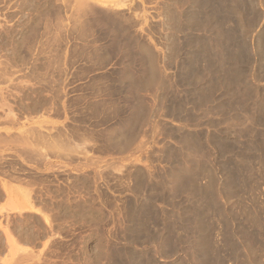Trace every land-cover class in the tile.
Segmentation results:
<instances>
[{
	"label": "rangeland",
	"instance_id": "1",
	"mask_svg": "<svg viewBox=\"0 0 264 264\" xmlns=\"http://www.w3.org/2000/svg\"><path fill=\"white\" fill-rule=\"evenodd\" d=\"M262 209L264 0H0V264H264Z\"/></svg>",
	"mask_w": 264,
	"mask_h": 264
},
{
	"label": "bare ground",
	"instance_id": "2",
	"mask_svg": "<svg viewBox=\"0 0 264 264\" xmlns=\"http://www.w3.org/2000/svg\"><path fill=\"white\" fill-rule=\"evenodd\" d=\"M81 2V1H80ZM173 2V1H172ZM182 2V1H181ZM115 3V2H114ZM113 3V4H114ZM173 3H175V2H173ZM82 4V3H81ZM112 4V5H113ZM117 4V3H116ZM181 4V3H180ZM177 6V5H176ZM176 6H165V10H166V14H167V18H168V20H166L167 22L169 21V25L171 26V28H172V30H174L173 28H175L176 29V27L179 25V19H178V15H177V12H179L178 11V8L176 7ZM147 7V6H146ZM181 7H182V5H181ZM79 14V13H78ZM218 16V15H217ZM109 18V17H108ZM115 19V18H114ZM216 19H217V17H216ZM219 19V18H218ZM116 20V19H115ZM201 20V19H200ZM202 20H204L203 21V24H201V25H203L204 26V28H205V31H208V29H211V31H212V33H213V42L215 43V46H218V44H220V40H221V38H220V33H217L216 31H214L215 29H214V27H212L211 25V22H212V19H210L209 17L207 18H202ZM110 21V20H109ZM113 21V20H112ZM219 21L217 20V23H218ZM113 23V22H112ZM140 23V22H139ZM202 23V22H201ZM114 24V23H113ZM113 24H112V26H113ZM142 24V23H141ZM198 24H200V23H198ZM138 25V24H137ZM130 26V25H129ZM215 26V25H214ZM218 27H219V25H217ZM118 27H119V25H118ZM124 27V26H123ZM122 27V28H123ZM126 27V26H125ZM112 28H114V27H112ZM117 28V27H116ZM115 28V29H116ZM121 27L120 28H118V30L120 31L121 29H122ZM114 29V30H115ZM113 30V31H114ZM117 30V31H118ZM124 30L126 31V29L124 28ZM170 30V29H169ZM121 31H123V30H121ZM168 31V30H167ZM175 31V30H174ZM124 32V31H123ZM173 32V31H172ZM122 34H124V33H122ZM170 34V33H169ZM126 35V34H125ZM127 36V35H126ZM129 36V35H128ZM138 36V35H137ZM222 37V36H221ZM123 38V37H122ZM128 38V37H127ZM129 39V38H128ZM170 40V39H169ZM176 41V40H175ZM127 42H128V40H127ZM130 45V44H129ZM171 46V45H170ZM129 47V46H128ZM173 47V46H172ZM171 47V48H172ZM172 54V53H171ZM197 83V82H196ZM195 89V88H194ZM198 89V88H197ZM199 91V92H198ZM197 91V100H199V102H200V104H202V102H204L206 99H209L212 95L211 94H209V93H206L205 92V90L202 88V89H200V90H198ZM258 94V93H257ZM256 94V95H257ZM254 96V105L256 106V109H258L259 108V106H260V100L259 99H256L258 96ZM207 101H209V100H207ZM198 102V101H197ZM189 118V117H188ZM186 119V120H189V119ZM187 134V133H186ZM184 136V135H183ZM183 136H181V143H182V149H185L187 152L188 151H191L192 152V150H201V143L199 142V140H197V139H194L193 137H191V134H190V136H188V135H186L185 137H183ZM49 139V138H48ZM199 139V138H198ZM62 141V140H61ZM60 142V141H59ZM62 143V142H61ZM65 143V142H64ZM64 143H62V144H64ZM54 146V145H53ZM181 146H180V148H181ZM55 147V146H54ZM57 148V147H56ZM68 148V147H67ZM66 148V150H68ZM205 148V147H204ZM24 150L26 149V148H23ZM29 149V148H28ZM65 148H63L62 150H64ZM60 151H61V149H59ZM66 150H65V152H66ZM184 151V150H183ZM194 152V151H193ZM203 153V152H202ZM193 154V153H192ZM200 154V153H199ZM203 155V154H202ZM205 157V156H204ZM200 163H201V161H200ZM202 165V164H201ZM207 171V176H208V179L210 180V181H208V186L209 187H212V185H213V183H214V179H215V177H214V175L212 174V172L208 169V170H206L205 168H201L200 167V172L199 173H201L202 172V174H203V172H206ZM178 173V172H177ZM199 173H198V175H199ZM178 175V174H177ZM193 175V176H192ZM197 174H196V176H198ZM174 176V175H173ZM194 176H195V174L193 173V174H183V175H179V177L177 178L178 179V181H177V183H176V185L174 186V187H180V189H182V188H186L187 186H189L188 184L190 183L191 185L190 186H192L194 189H196L195 191H193L195 194H197V193H200L201 191H200V187L198 186V184L196 183V180L194 181L193 180V178H194ZM195 176V177H196ZM192 177V178H191ZM196 178H198V177H196ZM142 179V178H141ZM174 179V178H173ZM175 180V179H174ZM139 181H140V179H138V180H136V182H138L139 183ZM176 181V180H175ZM173 182V181H172ZM174 183V182H173ZM175 184V183H174ZM197 186H196V185ZM173 186V185H172ZM189 186V187H190ZM173 187V189H175ZM159 188V187H158ZM188 188V187H187ZM155 189V188H154ZM178 188H176L175 189V191L177 190ZM156 190V189H155ZM179 190V189H178ZM177 190V191H178ZM157 191V190H156ZM182 191H183V189H182ZM185 191V190H184ZM159 192H161V191H159ZM153 193V192H152ZM181 193H185V192H181ZM187 193V192H186ZM153 195V194H152ZM156 195H157V193H156ZM154 197V196H153ZM146 198V197H145ZM155 198V197H154ZM163 198V197H162ZM209 201V200H208ZM207 201V202H208ZM211 201V202H210ZM209 201V203L212 205H214V207H216V210L218 211V212H222L221 211V208L215 203L214 204V198L212 197V199ZM143 210H144V208H143ZM195 210V209H194ZM262 210H264V209H262ZM145 212L147 211V209L146 210H144ZM249 212V211H248ZM253 212V211H252ZM263 212V214H264V211H262ZM261 212V213H262ZM258 213V212H257ZM257 213H255V211H254V214H256L257 215ZM260 213V212H259ZM199 214V213H198ZM252 214V213H251ZM262 214V215H263ZM145 215V214H144ZM192 215H194V214H192ZM192 215H191V217H192ZM148 216V215H147ZM249 216V215H248ZM135 217V216H134ZM185 217H187V216H185ZM190 217V218H191ZM194 217H196V216H194ZM258 217V216H257ZM257 217H254V218H257ZM143 218V217H142ZM188 218V217H187ZM186 218V219H187ZM254 218H253V220H252V222L254 221V223L256 222V223H258L257 221H258V219H255L254 220ZM133 219V218H132ZM145 219V218H144ZM185 219V220H186ZM194 219V218H193ZM138 221H139V219H137ZM226 220V219H225ZM259 220L261 221V219H260V216H259ZM134 221V220H133ZM259 221V222H260ZM140 224H142V223H140ZM195 224V223H194ZM197 224V223H196ZM258 225V224H257ZM132 226V225H131ZM144 226V225H143ZM144 229V228H143ZM134 230V229H133ZM132 230V231H133ZM135 230H138L137 229V227H136V229ZM192 230V229H191ZM200 230V229H199ZM146 231H147V229H146ZM189 231V230H188ZM193 231V230H192ZM136 232V231H135ZM190 232V231H189ZM134 236H135V234H134ZM246 236V235H245ZM248 236V235H247ZM246 236V237H247ZM208 237V236H207ZM251 236H249V238H248V242H252L253 240L255 241V239L256 238H250ZM254 237V236H253ZM208 240H210V239H208ZM206 242V241H205ZM254 243V242H253ZM256 243H257V241H256ZM206 245L205 246H207V243H205ZM209 244V243H208ZM255 244V243H254ZM204 246V247H205ZM210 246V245H209ZM206 248V247H205ZM254 248H256V247H254ZM210 249H211V247H210ZM209 249V250H210ZM208 250V251H209ZM142 251V250H141ZM136 254V253H135ZM131 257V256H130ZM251 256L250 255H248V258H250ZM142 260V259H141ZM249 260V259H248ZM146 261V260H145ZM128 263V262H127ZM129 264V263H128Z\"/></svg>",
	"mask_w": 264,
	"mask_h": 264
}]
</instances>
